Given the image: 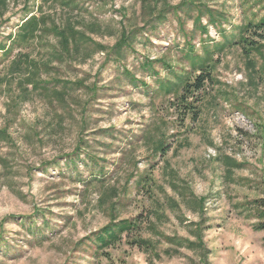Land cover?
Instances as JSON below:
<instances>
[{
	"label": "rangeland",
	"instance_id": "1",
	"mask_svg": "<svg viewBox=\"0 0 264 264\" xmlns=\"http://www.w3.org/2000/svg\"><path fill=\"white\" fill-rule=\"evenodd\" d=\"M197 1L205 34L191 5L160 16L161 1L153 13L139 0L47 6L58 25L69 21L92 39L68 55L51 34L12 44L38 0L0 6V44L12 47L0 49V264H200L196 252L174 254L164 241L154 258L125 234L107 246L98 240L105 225L135 217L190 238L186 223L199 219L193 198L202 201L209 264H264V231L252 228L247 208L264 192V47L251 65L238 45L215 52L217 82L195 93L196 115L158 90L189 69V47L200 55L204 44L235 39L254 11L245 0ZM121 29L127 44L114 49ZM21 53L38 64L32 84L29 70L11 71ZM159 140L164 154L154 153Z\"/></svg>",
	"mask_w": 264,
	"mask_h": 264
},
{
	"label": "trees",
	"instance_id": "2",
	"mask_svg": "<svg viewBox=\"0 0 264 264\" xmlns=\"http://www.w3.org/2000/svg\"><path fill=\"white\" fill-rule=\"evenodd\" d=\"M27 1V0H26ZM161 1L162 7L158 11V15H162L167 12L169 8L176 10L179 5H191L197 10L195 22L198 24L201 31L207 33L206 27H201L199 21L202 13L201 3L197 0H180L179 5L170 6L168 0H139L142 7H146L149 11L155 12L157 5ZM248 5V9H254L251 11V17H248L242 24H240L235 39H227L224 35V39L221 42H213L210 44H204L202 47V53H193V47H189V53L186 54V60L189 65V69L180 74H175L172 79L162 80L158 82V90L163 91L164 94L172 95L175 100L176 107L182 109V112L191 113L196 115L194 104L198 101L195 93L202 90L208 83H216L212 75V71L215 66L214 53L221 52L226 46L230 44L238 45L247 59V64L251 65V55L261 54L264 47V0H245ZM77 4V0H38L35 5L36 13L29 16L21 22L17 27L16 32L11 38L12 44L18 46L28 44L33 40L40 38L41 35L51 34L57 39L59 54L68 55L76 52L81 44L86 42H92V39L82 29H79L77 25H72L69 21L63 22L58 25L51 17L52 15L44 10L45 7L58 5L63 8L73 9ZM6 0H0V6L5 7ZM208 14V22L214 26H218L217 18L211 13L210 10L203 8ZM97 27V25L92 24ZM93 32V27H91ZM128 35L125 29L120 30V34L116 42L114 43V49H120L127 44ZM98 49V52L106 51V48L98 43H94ZM12 48V47H10ZM9 47H5L0 44V49H3V53L10 52ZM11 71L20 70L25 68L29 70L27 77L25 78L26 84L33 83V76L38 70V64L28 58L27 54L21 53L17 59L11 61ZM262 74H264V64L261 68ZM195 73L192 78V74ZM0 79V83H1ZM36 84V83H35ZM6 131L0 129V138H6ZM155 154H164L166 147L163 140H159L154 145ZM232 167L239 166L232 161L230 163ZM184 194L186 192L184 191ZM193 198V197H192ZM167 202L172 209H175L178 205L174 199L167 197ZM194 205L198 207V221L187 222L186 228L190 238L182 237L179 235H166L157 228L154 221L139 220L138 217L133 219H120L112 224L105 225L100 229L101 234L98 236V240L102 245H109L121 237L122 234L126 235L129 239V244L137 246L145 254L150 257L159 258V254L155 251L157 244L164 241L171 244L174 248L171 251L174 254H180V248H185L198 254V263L209 264L208 254L209 249L206 247L203 239V225L204 219L202 218L201 199L193 198ZM247 208L253 212L254 219L256 220L252 228L255 231H264V192L261 197L248 201ZM163 215L155 213L154 220H159ZM181 219V218H180ZM182 221V220H181ZM186 222V221H184ZM150 232L155 239L150 237H144L142 232ZM264 244V237H263ZM168 251V250H167Z\"/></svg>",
	"mask_w": 264,
	"mask_h": 264
}]
</instances>
